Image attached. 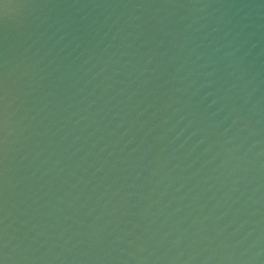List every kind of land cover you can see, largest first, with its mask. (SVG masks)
I'll use <instances>...</instances> for the list:
<instances>
[{
	"label": "water",
	"instance_id": "water-1",
	"mask_svg": "<svg viewBox=\"0 0 264 264\" xmlns=\"http://www.w3.org/2000/svg\"><path fill=\"white\" fill-rule=\"evenodd\" d=\"M0 264H264V0H0Z\"/></svg>",
	"mask_w": 264,
	"mask_h": 264
}]
</instances>
